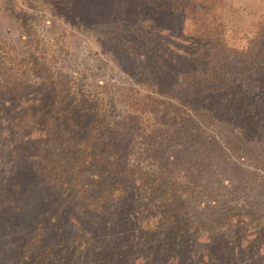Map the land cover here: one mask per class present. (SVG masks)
I'll return each mask as SVG.
<instances>
[{
  "label": "trees",
  "instance_id": "obj_1",
  "mask_svg": "<svg viewBox=\"0 0 264 264\" xmlns=\"http://www.w3.org/2000/svg\"><path fill=\"white\" fill-rule=\"evenodd\" d=\"M143 1L149 18H193L190 67L168 68L155 50L168 85L135 71L117 85L76 60L60 68L104 0H0V149L26 168L1 186L7 224L35 207L24 264H179L187 253L234 264L244 242L264 253V8L233 44L228 0ZM121 20L108 22L128 57L144 25L117 32Z\"/></svg>",
  "mask_w": 264,
  "mask_h": 264
},
{
  "label": "rangeland",
  "instance_id": "obj_2",
  "mask_svg": "<svg viewBox=\"0 0 264 264\" xmlns=\"http://www.w3.org/2000/svg\"><path fill=\"white\" fill-rule=\"evenodd\" d=\"M105 10H98L97 17L94 21V28L90 33H79L75 40V47L72 48V56H64L59 61V66L65 72H71L72 62L77 61L79 64H88L98 71L105 79L111 80L117 85H122L129 80H133V73L131 71L143 72L146 74H156L161 82L168 85L171 83L170 77L166 75V72L159 71L156 68L158 62L161 60L157 54L159 50L163 51V58L168 68L172 65L176 69L185 70L192 64V56L188 54L185 47V36L190 32V28H193V18L188 15H181L178 12L172 13H159L158 16H146L149 11H142L146 8V3L143 0H122L110 1L104 0ZM151 7L150 5H148ZM227 10V8H229ZM226 9V18L228 19L229 29L227 32L230 38V43H243L246 40L241 37L242 32H249L255 26L256 15L252 13V10L258 11L260 8H264V0H228L223 3L221 9ZM233 9V10H232ZM152 14V13H150ZM143 17H145L143 19ZM38 18V17H37ZM122 19V23L119 26V30H126L125 27H130L134 31L144 25L143 31H137L138 39H131L137 43L136 50L133 55L126 57V54L122 53L121 49L116 48L115 42H113L112 36H115L116 25L109 24L112 20ZM162 21L160 22V20ZM140 20V21H136ZM40 21V20H39ZM136 22V26L133 25ZM41 30H46V26L42 25ZM155 27V28H153ZM48 27V31H50ZM18 30L13 29L11 34L15 37ZM50 33V32H49ZM251 33V32H249ZM140 34L143 35L140 37ZM136 35V34H135ZM90 36L86 41L85 37ZM103 41V42H102ZM152 42L153 45H148ZM102 45L108 50H119L120 53H115L116 58H113L108 52L102 53ZM157 45V47H156ZM158 49L156 52L155 50ZM111 51V50H110ZM163 60V59H162ZM167 60V62H166ZM130 62V63H129ZM172 64V65H170ZM126 76V77H125ZM13 153L8 148L0 149V264H24L20 258V250L22 244V234L25 233L27 226L31 223L35 216V207L33 205L27 206V208L16 212L15 220L13 223L7 224V218L10 214L9 204H4L3 194L1 186L3 183L9 182L12 175L16 172L26 173V168L14 161ZM214 185L216 182L213 183ZM237 193L229 191L226 197L228 200L234 198V203L238 202ZM261 206L259 205V208ZM209 212L211 210H208ZM240 252L242 257H237L234 264H264V253L258 250L257 252L247 253L249 250ZM243 249V247H242ZM252 255V257H251ZM263 257V259H262ZM184 258V262L179 264H197V257L195 253H187ZM141 260V259H139ZM178 260V259H175ZM167 264V263H166ZM169 264H176L174 261Z\"/></svg>",
  "mask_w": 264,
  "mask_h": 264
}]
</instances>
